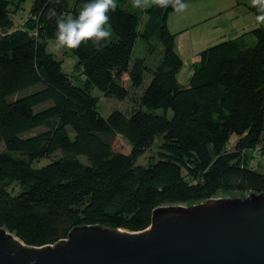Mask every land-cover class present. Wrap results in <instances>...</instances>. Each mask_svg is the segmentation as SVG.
<instances>
[{
  "label": "trees",
  "instance_id": "16d2710c",
  "mask_svg": "<svg viewBox=\"0 0 264 264\" xmlns=\"http://www.w3.org/2000/svg\"><path fill=\"white\" fill-rule=\"evenodd\" d=\"M23 1L0 0V228L26 245H50L83 225L142 231L160 206L264 194V170L250 166L264 136V25L213 42L181 85L183 61L166 23L173 9L129 11L116 0L110 42L66 50L76 58L69 74L48 49L56 26L45 13L75 16L88 0H32L28 23L15 27ZM240 3L257 14L250 0ZM141 15L151 19L144 30ZM154 37L157 63L131 62L137 40ZM130 88L142 91L128 113H100L94 91L124 100ZM117 135L128 154L113 150ZM157 139L158 158L137 164Z\"/></svg>",
  "mask_w": 264,
  "mask_h": 264
},
{
  "label": "water",
  "instance_id": "95a60500",
  "mask_svg": "<svg viewBox=\"0 0 264 264\" xmlns=\"http://www.w3.org/2000/svg\"><path fill=\"white\" fill-rule=\"evenodd\" d=\"M0 264H264V194L160 206L142 231L83 225L50 245L0 228Z\"/></svg>",
  "mask_w": 264,
  "mask_h": 264
},
{
  "label": "rangeland",
  "instance_id": "374dc122",
  "mask_svg": "<svg viewBox=\"0 0 264 264\" xmlns=\"http://www.w3.org/2000/svg\"><path fill=\"white\" fill-rule=\"evenodd\" d=\"M32 0H25L23 1L22 8L17 11V13L13 16L14 26L21 27L26 25L29 20V8L31 5ZM239 1L247 2L249 0H187L185 3L188 4V9L183 13H172L167 21V24L170 28L171 32H175L176 34V43L179 44L180 54L183 59V65L178 73L177 79L181 85H186L188 81V77L190 76L193 66L192 57L198 53L199 44L200 46H206L209 40L211 41L216 36H218L219 32L224 34L225 30L221 29V24L224 22L227 24V21L230 20L233 13L239 15L243 13L246 8L240 6ZM122 6L128 8L129 11H133L132 7V0H125L122 3ZM231 13V14H230ZM251 17V19H250ZM149 22L148 25L146 23ZM237 23H245L246 25H252L253 27L256 24L255 16H244L240 17V20ZM151 24V19L146 15H141V23L140 29L144 30L145 25L146 27ZM219 25L220 28L211 29L212 26ZM252 26H248V31L245 32L246 34L249 33L252 29ZM199 31V33H198ZM198 34V36H197ZM198 37V43L197 39ZM207 37V39H206ZM204 39V40H203ZM196 40V41H195ZM248 41L255 42V37L249 34L247 36ZM53 40H49L47 43L48 49L51 51V44ZM181 41V42H180ZM205 41V45H204ZM220 42V41H214ZM175 43V46H176ZM183 44V45H181ZM215 43L213 41L210 43L211 46ZM202 47V48H203ZM52 52V51H51ZM53 53V52H52ZM57 59L63 60L62 69L66 73H71L73 71L76 58L73 55L67 54L66 50L62 53H54ZM161 46L159 45L157 39L154 37L149 41H145L142 38H139L133 48L131 54V62H134L136 59H144L146 64L149 66H154L157 63V60L161 56ZM195 63V62H194ZM149 76H146L145 84L148 82ZM124 84L128 87L129 80H128V73L125 72L123 75ZM34 90V88L22 91L13 97H17L23 94H26L30 91ZM142 89H129V97L124 100H117L112 97H106L98 91H94L95 95L98 98V108L100 113L103 116H107L112 110L118 109L124 113H128L131 107L134 105L133 99H137L141 94ZM41 107H38V109ZM42 128H38L30 132V134H35L36 132L41 131ZM238 137L232 136L227 148L233 150L234 145L237 142ZM160 144V140H156L154 144L151 146L150 149L146 150L138 159L137 164L139 165H146L151 157L157 159L159 149L158 146ZM113 150L118 153L128 154L130 152V145L128 142L120 135H117L112 144ZM263 147H264V136L262 139L261 145H258L256 150L254 151V159L251 161L250 166L257 167V169L264 170V154H263ZM3 149V146L0 144V150ZM248 152V151H246ZM250 153V152H248ZM249 155V154H248ZM57 155L52 156L49 159H42L34 163V167L43 166L44 164L53 160ZM13 192L18 191V186H14ZM225 196L224 194H219L218 197ZM217 198V197H216Z\"/></svg>",
  "mask_w": 264,
  "mask_h": 264
},
{
  "label": "clouds",
  "instance_id": "9594fccd",
  "mask_svg": "<svg viewBox=\"0 0 264 264\" xmlns=\"http://www.w3.org/2000/svg\"><path fill=\"white\" fill-rule=\"evenodd\" d=\"M52 2L59 4L60 0ZM250 5L256 10L257 25H264V0H250ZM152 6L161 9L171 7L177 13L188 9L184 0H132L134 9L144 10ZM116 10V0H88L75 16L58 13L55 7L48 8L46 18L54 20L56 26L51 51L62 53L64 50H78L89 42L93 47L103 49L113 36L109 14Z\"/></svg>",
  "mask_w": 264,
  "mask_h": 264
},
{
  "label": "crops",
  "instance_id": "0c3cea01",
  "mask_svg": "<svg viewBox=\"0 0 264 264\" xmlns=\"http://www.w3.org/2000/svg\"><path fill=\"white\" fill-rule=\"evenodd\" d=\"M240 6H243V7H245L246 8V10L243 12V13H241V14H239V15H236V13H233V15H232V17H230V20L229 21H227V24H225L224 22L220 25L221 26V29L220 30H222V28L225 30V33L224 34H222V33H220L219 32V34H218V36H216L214 39H212L211 41L209 40V42L207 43V45L206 46H200V44H199V48L201 49V50H199L198 51V53L197 54H195V56L194 57H192V60H193V62L192 63H194V62H196L198 59H199V53L201 52V51H203L204 49H206V48H208L209 46L208 45H210V43L213 41H220V40H225V39H235V38H237V37H239V36H241V35H243V34H246L245 32H247L248 30V26H252V25H246L245 23H237L239 20H240V17L242 16V17H244V16H246V17H248V16H255V13L254 12H252L251 10H249V8H248V6L247 5H245V4H241L240 3ZM172 13H175V11H173V12H171V13H169L168 14V17H167V20H166V23H167V21H168V19H169V17H170V15L172 14ZM231 14V13H230ZM250 19H251V17H250ZM220 26L219 25H214V26H212L211 27V29L213 28V29H217V30H219L218 28H220ZM167 27H168V29H169V31H170V28H169V26H168V24H167ZM252 29H253V26H252ZM251 29V30H252ZM219 30V31H220ZM171 32V31H170ZM173 35H174V43H176V34H175V32H171ZM198 33H199V31H198ZM197 36H198V34H197ZM196 39L198 38V37H195ZM206 39H207V37H206ZM204 40V39H203ZM196 41V40H195ZM181 42V41H180ZM197 43H198V39H197ZM181 45H183V44H181ZM204 45H205V41H204ZM179 44H177L176 43V46H175V49H176V51H177V53H178V55L180 56V58L182 59V56H181V52H180V48H179ZM184 46V45H183ZM203 47V48H202ZM182 61H183V59H182ZM191 69H192V67H191Z\"/></svg>",
  "mask_w": 264,
  "mask_h": 264
}]
</instances>
